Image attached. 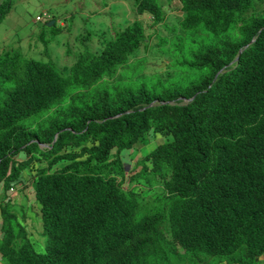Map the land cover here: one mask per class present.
<instances>
[{"label": "trees", "instance_id": "16d2710c", "mask_svg": "<svg viewBox=\"0 0 264 264\" xmlns=\"http://www.w3.org/2000/svg\"><path fill=\"white\" fill-rule=\"evenodd\" d=\"M177 1L167 27L172 0H132L137 19L66 75L0 54V184L30 176L34 195L0 204V264H264V0ZM146 17L168 33L151 75L129 61Z\"/></svg>", "mask_w": 264, "mask_h": 264}, {"label": "rangeland", "instance_id": "374dc122", "mask_svg": "<svg viewBox=\"0 0 264 264\" xmlns=\"http://www.w3.org/2000/svg\"><path fill=\"white\" fill-rule=\"evenodd\" d=\"M5 2L7 0H0V8ZM9 2V11L0 22V54L10 50L20 51L24 57L52 63L66 74L79 55L88 49L90 54L96 56L95 53L101 52L102 45L110 41L108 39L114 31L124 29L131 21L137 19L132 0H9ZM179 10L177 0H172L170 5L164 7L167 27L177 26L180 20ZM37 18L41 20L37 21ZM51 21L55 22L54 28L47 27V23ZM143 22L146 37L149 38L148 50L145 51L144 47H141L129 61L145 57V74L150 75L156 71L160 73L169 60L166 56L156 53L157 37L166 38L168 33L162 26H151L147 19ZM160 141L163 143L164 139L147 137L134 155L124 154L125 162H130L131 166H134ZM130 168L126 165L127 171ZM128 178L125 180L124 189L129 188ZM26 182L27 185L18 189L20 191H16L13 196L26 194L34 202V195L31 192L32 177L27 176ZM145 192L147 191L143 189L142 194ZM11 194L5 193L0 184V204L5 199H11ZM36 221L37 226L33 225L29 229V235L35 251L43 254L46 249L45 237L42 234L40 219Z\"/></svg>", "mask_w": 264, "mask_h": 264}, {"label": "clouds", "instance_id": "9594fccd", "mask_svg": "<svg viewBox=\"0 0 264 264\" xmlns=\"http://www.w3.org/2000/svg\"><path fill=\"white\" fill-rule=\"evenodd\" d=\"M131 8H132V7H131ZM145 19H147L148 22H150V24H151V26H152V18H151V17H146ZM38 20H41V19H40V18H37V21H38ZM53 22H54V21H53ZM47 24H48V23H47ZM54 25H55V22H54ZM54 25H53V26H54ZM144 30H145V27H144ZM252 42H253V41H252ZM245 48H247V47H245ZM101 50H102V49H101ZM241 53H242V50H240V52L238 53V55L241 54ZM237 60H238V57H236V58L234 59V61H232V62L228 65V67H231L232 65L236 64ZM225 69H226V67H224V68L218 73V75L221 74ZM58 70H59V69H58ZM59 71H60V70H59ZM60 72H61V71H60ZM61 73H63L64 75H66V73H64V71H62ZM67 74H68V73H67ZM150 75H151V74H150ZM218 75H217V76H218ZM217 76H216V78H217ZM216 78H215V79H216ZM192 99H193V98H192ZM192 99H191V100H192ZM191 100H190V101H191ZM151 106H153V104H151L149 107H151ZM156 138H157V137H156ZM161 139H164V137L162 136ZM164 142H165V141H164ZM41 147L43 148V147H46V146H45V145H41ZM155 147H156V146H155ZM154 149H155V148H154ZM154 149H152V150H154ZM152 150H151V151H152ZM151 151H150V152H151ZM125 167H126V166H125ZM129 170H130V169H129ZM129 170H128V171H129ZM128 171L126 170V174H127ZM26 177H27V176H26ZM127 183H128V182H127ZM24 186H25V185H21V184H20V185H18L14 190H10L8 193L11 192V193H12L11 196H13V195L16 193V191H20V190H18V189H21V188L24 187ZM123 186H124V185H123ZM133 186H135V185H133ZM31 187H32V186H31ZM128 187H129V185H128ZM131 187H132V186H131ZM134 188H135V187H134ZM123 189H124V188H123ZM127 189H128V188H125L124 190H127ZM131 189H132V188H131ZM31 227H32V226H31ZM31 227H30V228H31ZM30 228H29V229H30ZM28 233H29V231H28ZM259 260H260V261H264V255L261 256V257H259Z\"/></svg>", "mask_w": 264, "mask_h": 264}, {"label": "water", "instance_id": "95a60500", "mask_svg": "<svg viewBox=\"0 0 264 264\" xmlns=\"http://www.w3.org/2000/svg\"><path fill=\"white\" fill-rule=\"evenodd\" d=\"M53 25H54V22L51 21V22H49V23L47 24V27H52Z\"/></svg>", "mask_w": 264, "mask_h": 264}]
</instances>
